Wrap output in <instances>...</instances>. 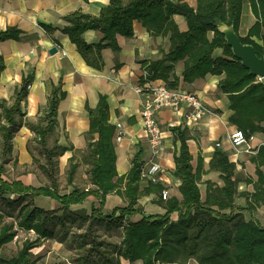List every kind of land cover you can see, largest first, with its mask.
<instances>
[{"label": "trees", "instance_id": "obj_1", "mask_svg": "<svg viewBox=\"0 0 264 264\" xmlns=\"http://www.w3.org/2000/svg\"><path fill=\"white\" fill-rule=\"evenodd\" d=\"M250 2L257 18L243 42L251 43L258 55L264 54V0H197L192 6L186 0H111L99 15L94 16L76 10L65 17L67 25L62 31L77 44L87 63L96 68L102 66L100 50L105 45L119 49L117 35L132 36L133 22L139 20L152 32L170 33L171 47L161 59L143 60L146 79L163 80L169 87H176L179 78H171L174 63L184 59V81H194L208 73L225 76L219 82V89L226 93L232 113L229 121L247 134H264V81L256 80L249 69L236 58L224 35L217 29V20L235 23V30L242 20L245 2ZM174 14L183 15L188 23L187 30L181 31ZM47 29H54L45 25ZM88 29L101 32L96 44H89L83 37ZM212 31V37L209 32ZM20 29L9 27L0 31V41L18 38ZM223 54L214 57L216 48ZM96 50V54L87 52ZM4 69V59L0 56V71ZM33 76L22 80L10 103L0 102V209L16 215L20 227L34 230L36 238L27 240L16 256L0 264H38L31 249L41 239L69 236L77 242L80 250L76 264H122L124 258L133 263L142 260L143 264H264V226L254 219H247L236 205L239 178L236 176V163L228 154L217 149L210 165L220 171L223 186L209 182L206 198L201 197L199 182L202 168L192 164L190 135L185 126H173L175 141L179 142V153L175 156L173 173L180 180L181 197L162 198L164 186L149 182L141 188V152L133 158V165L125 175L116 176L114 146L110 140L113 130L109 124V105L106 95H100L96 107L86 105L89 116V129L86 133L87 147L81 160L87 165L90 183L94 188L75 185L67 193L60 192L59 156L69 146L59 143L56 133L58 107L66 96L62 82L52 87L46 113L32 125L41 145L45 162H40L48 184L32 186L21 178L8 180L4 177L5 165L11 160L13 138L22 127L25 111L22 102L28 95V86ZM109 137V139H106ZM107 143V154L103 152ZM67 179L73 184L80 165L79 157H69ZM255 163L256 180L254 191L245 193L247 206L253 211L264 205V145L260 146L252 158ZM103 179H99V176ZM126 180V182H125ZM125 182V183H124ZM151 191L160 192L159 203H163L164 214L143 215L139 220L131 217L140 212L138 199ZM110 192L122 194L127 199L123 207L112 211L104 210L106 195ZM15 194L17 198L5 197ZM90 195L99 198L98 206L93 204L88 212L84 208L72 209L71 205L82 203ZM50 197L59 203L56 209L36 205L34 198ZM17 207V213H15ZM243 209V208H241ZM62 211V212H59ZM176 212L177 218L171 215ZM2 214H0L1 218ZM95 222L102 224L110 234L116 232L122 237L120 242L100 238L95 233ZM122 229V230H121ZM16 230L12 224L0 221V249L10 241Z\"/></svg>", "mask_w": 264, "mask_h": 264}, {"label": "crops", "instance_id": "obj_2", "mask_svg": "<svg viewBox=\"0 0 264 264\" xmlns=\"http://www.w3.org/2000/svg\"><path fill=\"white\" fill-rule=\"evenodd\" d=\"M110 1L0 0V31L9 27H16L21 31L16 39L0 41V56L4 59V69L0 71V102L5 100L10 103L15 92L20 88L22 80L29 75L33 76L30 87H28V95L22 102L25 111L24 121L30 122V129L23 124L19 132L25 138L17 142L28 151V138L36 136L32 125L44 117L51 89L61 81L66 96L60 101L58 107L56 133L59 143L70 147L65 152L67 160L75 154L80 161L81 154L88 144L86 133L89 129V116L86 105L94 108L100 95H106L109 105V124L110 129L113 130L110 140L114 146L116 176H121L129 172L133 165V158L138 151L141 152L142 167L150 156L149 142L141 119V108L145 95L137 93L134 87L148 81L164 82L161 79H146L142 61L161 59L169 52L171 39L170 33L152 32L136 19L133 22L134 34L132 36L117 35L119 49H114L108 44L100 50L103 60L100 68L89 65L77 44L62 31V28L67 25L65 17L76 10L97 16ZM186 1L192 6L197 5V0ZM174 19L181 31L187 30L188 23L183 15L174 14ZM256 20L250 2L246 1L238 34L246 36ZM45 25L52 26L54 29H47ZM101 35V32L96 29H88L83 33L84 39L89 44L99 42ZM212 35L213 32L210 31L209 37ZM53 46H57L58 51L51 54L50 48ZM62 51H66V54H62ZM87 53L94 55L96 50ZM222 54L221 47L216 48L213 53L214 57ZM184 61L180 59L174 63L171 78L178 77L180 79L178 87L196 92L205 104L215 110L219 116L206 114L197 121L188 122L185 109L175 111L165 108L159 112V120L164 132V147L158 158L162 167L158 182L164 186V189H168V198L170 196L181 197L180 180L173 173L176 166L175 156L179 153V142L175 141L171 128L178 125L185 126L190 135L188 143L193 154L192 164L194 168H197L198 164L202 168L199 182L202 199L206 198L209 182L219 186L224 185L220 171L213 169L210 165L214 152L221 149L236 163V176L240 180L236 196V205L240 210L236 209V211H242L247 219H254L264 226V205L258 206L253 211L244 209L247 206L244 194L254 191L256 165L252 158L255 154H249L244 149L238 153L233 150L229 134L236 126L229 121L232 113L229 99L226 93L219 89V82L225 76V72L208 73L194 81H184L182 78ZM1 111L0 107V113ZM255 133L257 140H264L263 133ZM14 141L15 138H13V153L16 146ZM217 142L221 144L219 147H216ZM103 152L107 154L106 142ZM80 164L84 163L80 161ZM78 175L79 169L76 174L77 179ZM141 176L140 186L144 188L148 186L149 181L143 175L142 170ZM76 178L74 183L70 184L72 188L60 192L67 193L78 185ZM28 185L36 186L30 183ZM89 185L92 183L89 182ZM123 196L115 192L108 193L104 208L111 205L112 209L125 206L127 199ZM118 200L123 203H119ZM160 200L162 201L160 192L157 191L142 195L138 199L140 212L131 218L139 220L143 215L164 214L166 209L163 203H159ZM79 204L71 205V208L78 209L72 206ZM171 217L177 218V213L174 212ZM137 261L142 262V260Z\"/></svg>", "mask_w": 264, "mask_h": 264}, {"label": "rangeland", "instance_id": "obj_3", "mask_svg": "<svg viewBox=\"0 0 264 264\" xmlns=\"http://www.w3.org/2000/svg\"><path fill=\"white\" fill-rule=\"evenodd\" d=\"M256 80H258L256 78ZM264 81V78L259 80ZM26 120V119H25ZM23 124H25L30 129V122H25L23 119ZM21 129V128H20ZM19 129V130H20ZM19 130L15 134V151L11 153V160L5 165L4 177L8 180H13L16 178H21L27 184L33 185H44L48 184L49 180L44 175L40 162H45V157L41 153V145L37 139V136H30L28 138V151L25 150L22 144L18 143L20 140L24 139ZM31 134V132H30ZM18 142V143H17ZM2 145L0 143V152L2 150ZM1 155V154H0ZM59 182H60V191H68L72 186L68 183L67 179V168L69 166L70 160H67V153L59 156ZM81 165V164H80ZM87 165L83 164L79 169L78 179L76 181L81 186L93 187V185H89L91 180L89 173L87 172ZM87 177H86V176ZM256 175V174H255ZM99 179H103L102 175L99 176ZM5 197H13L17 198L15 194H4ZM124 197V196H123ZM125 198V197H124ZM119 199V198H118ZM1 201V199H0ZM34 202L36 205L42 206L44 208L56 209L60 205L59 203L49 197L38 196L34 198ZM123 203L122 201H119ZM92 203L98 205L99 198L94 195H90L82 204L72 206L73 208L84 207L88 212L91 210ZM106 211H112V205L108 208H104ZM62 212V211H59ZM17 213V207L15 210ZM0 214H2L0 221L1 225L4 223L12 224L13 230H16V234L14 237L4 243L0 249V260L3 262L11 257L17 255V253L23 248L25 242L27 240H34L36 238V233L34 230H26L19 226L18 220L16 219V215H10L6 211L0 209ZM96 229L95 233H98L100 238L109 239L111 241L120 242L122 237L119 236L118 233L113 232L112 234L108 233L105 227L98 222H95ZM122 230V229H121ZM33 253V257L38 260V264H76V258L80 250L77 247V242L72 237H68L64 240H60L58 238H46L41 239L37 246L31 249ZM122 264H142L141 261H135L133 263L128 260L122 258ZM194 264V263H189Z\"/></svg>", "mask_w": 264, "mask_h": 264}, {"label": "built area", "instance_id": "obj_4", "mask_svg": "<svg viewBox=\"0 0 264 264\" xmlns=\"http://www.w3.org/2000/svg\"><path fill=\"white\" fill-rule=\"evenodd\" d=\"M62 54H66V51H62ZM134 90L145 95L141 108V119L149 142L150 156L142 167V173L149 182L157 183L159 172L162 169L158 158L164 147V132L159 120V112L165 108L175 111L185 109V117L188 122L197 121L206 114L214 116H219V114L208 107L196 92L178 86L169 87L165 82L148 81L145 84L136 85ZM229 138L235 153L244 149L249 154H256L260 146L264 145V140H257L256 133L247 134L238 127L230 132ZM220 145V142L216 143V147ZM168 196V189H163L162 198L167 199Z\"/></svg>", "mask_w": 264, "mask_h": 264}, {"label": "water", "instance_id": "obj_5", "mask_svg": "<svg viewBox=\"0 0 264 264\" xmlns=\"http://www.w3.org/2000/svg\"><path fill=\"white\" fill-rule=\"evenodd\" d=\"M217 29L224 35L226 43L231 47L233 55L240 59L242 65L249 69L250 74L264 78V54L258 55L253 44L243 42L235 30V23L230 24L222 19L217 20ZM58 51L57 46L50 48V53Z\"/></svg>", "mask_w": 264, "mask_h": 264}]
</instances>
